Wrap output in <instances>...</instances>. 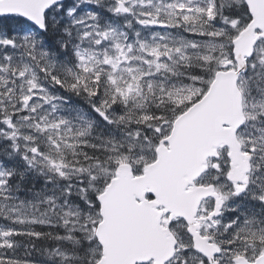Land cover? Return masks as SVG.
Returning a JSON list of instances; mask_svg holds the SVG:
<instances>
[{"label":"snow or ice","instance_id":"1","mask_svg":"<svg viewBox=\"0 0 264 264\" xmlns=\"http://www.w3.org/2000/svg\"><path fill=\"white\" fill-rule=\"evenodd\" d=\"M0 264H264V0H0Z\"/></svg>","mask_w":264,"mask_h":264}]
</instances>
